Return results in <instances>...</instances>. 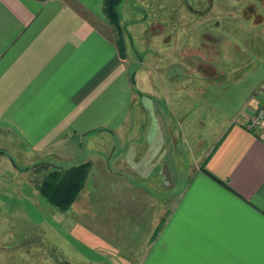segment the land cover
I'll use <instances>...</instances> for the list:
<instances>
[{"label":"crops","instance_id":"obj_1","mask_svg":"<svg viewBox=\"0 0 264 264\" xmlns=\"http://www.w3.org/2000/svg\"><path fill=\"white\" fill-rule=\"evenodd\" d=\"M103 1L0 0V136L50 167L75 165L83 149L79 164H92L68 211L14 214L29 229L13 237L11 264H264V125L243 126L264 99V59L242 102L206 103L194 80L216 83L228 44L241 53L230 72L259 63L226 38L225 22L199 42L167 36L155 72L142 58L131 70L127 51L122 58L99 28ZM205 2L196 21L211 15ZM196 124L215 128L209 141L198 134L197 149L187 140ZM104 135L106 152L83 145ZM35 189L27 197L40 201Z\"/></svg>","mask_w":264,"mask_h":264},{"label":"rangeland","instance_id":"obj_2","mask_svg":"<svg viewBox=\"0 0 264 264\" xmlns=\"http://www.w3.org/2000/svg\"><path fill=\"white\" fill-rule=\"evenodd\" d=\"M206 0H122L118 6V14L120 17L121 27L125 31V42L127 47V57L131 64L129 67L131 70L138 69L137 63L139 58L143 59V65L150 69L153 73L155 72L156 66L155 61L158 57L165 58L169 55L170 43L167 44L165 38L171 35V40L174 37L180 39V37H194V39L201 40V37L211 27V31H214L213 26L218 21L225 22L226 38L229 40H239V49L244 53L249 54L252 57H259L258 65L255 62L246 63L242 67L236 68L232 72L230 69L238 64L241 53L233 50V45H227L224 51H221L219 56L216 58L218 61L214 64L217 72L220 73V78L216 80V83L210 84L209 81L202 80L198 77L194 80L196 87H201L206 90L205 97L196 93L194 103H197L202 97L206 103L211 102L214 104L223 103V99H230V96L234 95L237 98L236 103L242 102L245 99V92L248 90V86L251 87L261 78L260 75L263 72L262 59H264V26L261 24L257 25L260 19L264 17V12L260 10V0H241L236 2L235 0H211L212 10L211 15L205 17V21L200 19L196 21L200 15V10L203 5H206ZM253 4L256 6L254 9L255 13L251 11V7L244 11L245 7ZM230 7L234 13L225 11L223 7ZM190 7V9H189ZM241 10L243 12H241ZM202 12V11H201ZM236 12V13H235ZM200 13V14H199ZM247 15V16H246ZM104 17V15L102 14ZM209 26H208V20ZM207 20V21H206ZM104 24H100V29L104 30L108 36H114L116 40V32L112 26L108 23L107 18L104 17L100 20ZM164 23L161 25L162 32L155 25L156 23ZM126 24V25H125ZM264 24V21L262 25ZM255 25V26H254ZM125 27V28H124ZM174 27H177L175 31ZM157 32L159 36H154ZM161 32V33H160ZM191 33V36H188ZM154 36V37H153ZM248 39V42L247 40ZM252 39H256L255 41ZM245 41V42H244ZM159 43V44H158ZM253 43V45H252ZM155 44L159 46L156 47ZM167 44V45H166ZM223 47V46H220ZM161 51H160V50ZM159 52V56L156 58L155 51ZM254 59V58H253ZM231 61V62H229ZM257 66H259L258 69ZM255 71H257L255 73ZM253 73L252 76H246L247 73ZM153 80V78H151ZM136 80V79H135ZM240 81V82H239ZM139 87L136 84L134 87L135 93ZM195 87V88H196ZM238 89V90H237ZM237 90V92H236ZM238 91L241 92L239 95ZM234 92V93H233ZM199 98V99H198ZM203 101V100H202ZM204 104V103H203ZM215 107V106H214ZM197 109V108H196ZM211 119L216 118V110L210 108ZM215 112V113H214ZM225 113L227 111H224ZM190 133L187 134V140L194 144L197 149V136L203 137L205 134L206 141L211 140L215 128L213 125L209 127H200L198 124L188 127ZM6 140H5V139ZM4 139V140H2ZM89 142V141H88ZM84 143L89 148L88 150H98L99 153L106 152V136L98 138L93 144ZM205 143L202 142L201 146ZM86 153V149H83L82 156H79L72 163L79 164L83 159V155ZM41 161L36 160L35 157L27 153L26 149L22 147L21 143L10 136H0V264H11L14 259V238L19 231L22 229H29L25 220L19 218L21 215H42L41 209L43 206H48L49 203L39 196L37 191L38 182L41 181V177L44 175L46 169H52L49 167H41ZM43 164V163H42ZM35 165V166H33ZM37 165V166H36ZM15 166L19 169H23L20 172H14ZM26 168L28 169L27 171ZM25 169V170H24ZM25 171V172H24ZM35 186V188H33ZM35 189L38 196L35 198H28ZM19 193L23 192L24 197L18 199L16 197V191ZM16 197L17 199H15ZM27 199V200H26ZM15 216H19L14 219ZM41 219V217H39Z\"/></svg>","mask_w":264,"mask_h":264},{"label":"trees","instance_id":"obj_3","mask_svg":"<svg viewBox=\"0 0 264 264\" xmlns=\"http://www.w3.org/2000/svg\"><path fill=\"white\" fill-rule=\"evenodd\" d=\"M44 1V0H43ZM122 0H104L103 15L107 18L108 23L116 32V47L118 54L122 58H126L125 52L127 51L125 42V31L121 27L118 6ZM132 84L134 80L130 78ZM41 167H49L48 163H41ZM91 162L84 161L78 165H71L68 168L51 167L45 171L41 177V181L36 184L37 191L42 198L47 200L52 208L58 211H68L72 203L78 198V194L84 187V180L90 173Z\"/></svg>","mask_w":264,"mask_h":264},{"label":"built area","instance_id":"obj_4","mask_svg":"<svg viewBox=\"0 0 264 264\" xmlns=\"http://www.w3.org/2000/svg\"><path fill=\"white\" fill-rule=\"evenodd\" d=\"M253 113L254 114L247 119L243 126L249 130L258 131L264 125V99Z\"/></svg>","mask_w":264,"mask_h":264}]
</instances>
